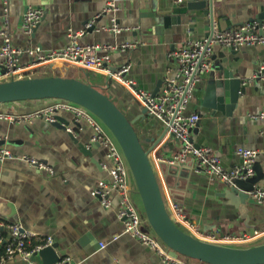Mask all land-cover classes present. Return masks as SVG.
I'll use <instances>...</instances> for the list:
<instances>
[{
	"label": "crops",
	"instance_id": "crops-1",
	"mask_svg": "<svg viewBox=\"0 0 264 264\" xmlns=\"http://www.w3.org/2000/svg\"><path fill=\"white\" fill-rule=\"evenodd\" d=\"M108 2L9 0L12 45L21 49L36 46L42 51L62 47L68 43V28L83 30L78 37L81 43L135 41L137 45L131 49L112 50L107 68L113 71L129 62L126 75L133 78L138 86L157 93L164 71L173 65L171 52L179 48L184 40L201 38L211 29L209 16L204 15L201 8L185 11L179 22L167 26L157 24L158 18L154 20L149 15L155 13L157 16L159 11L174 10L185 5L186 0L179 3L175 0H114L117 10L105 12ZM28 5L43 8V17L35 26L33 36L24 33L21 28L22 14ZM2 7L0 0V26ZM263 10L264 0H213L212 4L213 21L219 29L238 26ZM111 17H115L120 25L136 26V29L130 27L119 32L103 29ZM88 22L95 24L93 30L85 28ZM214 54L216 63L228 67L235 77L245 79L251 77L264 62V44L248 45L236 52L216 46ZM31 61L32 58L24 52L18 56L19 64L30 65ZM70 66L77 65L55 60L33 66L29 71L34 76H68L77 68L81 70L79 66L75 69ZM210 71L205 72L196 83L193 98L185 112L196 111L199 114V126L192 132L194 143L210 147L222 164L229 168L239 161L235 154L237 146L245 144L251 148H264V120H251L248 116L264 108V79L242 84L236 104L227 114L222 110H211L203 104ZM98 74L104 78L100 84L101 91L129 118L140 116L142 105L130 90L109 75ZM53 102L50 99L12 101L0 103V109L26 112ZM57 114L65 128L44 118L21 123L0 121V148L5 147L15 155L34 156L54 168V174L49 175L17 158L0 161V216L20 222L25 228L38 232L40 238L51 235L58 257L68 255L76 264H166L149 246L123 232L116 214V192H110L111 205L108 208L91 194L98 179L109 178L107 169L100 166L102 162L110 165L106 147L90 144L92 130L83 121L76 122L70 112L60 110ZM154 121L147 113L143 120L141 117L135 120L134 126L145 148H151L149 157L168 208L171 201L178 202L201 231L215 232L218 236L264 229L263 205L251 197L244 199L242 195L229 194V188L218 179L197 172L191 162L183 164L186 169L165 173V165L159 167L154 162V156H170L179 150L181 143L165 137L152 148V142L147 138L160 129L158 125H151ZM67 128L72 131H67ZM82 146L90 153L83 151ZM257 161L264 172V154L258 155ZM257 185L264 187V177ZM137 210L142 219L141 229L144 230L143 221L146 218L143 209L137 207ZM181 228L187 232L184 227ZM33 241L38 242L39 239ZM260 243H264V236L231 246L248 247ZM163 248L167 249L164 244ZM36 259L41 260L39 256ZM182 259L187 264H205L195 259Z\"/></svg>",
	"mask_w": 264,
	"mask_h": 264
},
{
	"label": "built area",
	"instance_id": "built-area-1",
	"mask_svg": "<svg viewBox=\"0 0 264 264\" xmlns=\"http://www.w3.org/2000/svg\"><path fill=\"white\" fill-rule=\"evenodd\" d=\"M183 0H175L179 3ZM2 21L0 26V80L27 77L33 66L60 60L67 64L77 65L85 70L104 73L125 88L130 90L136 100L146 107L147 113L154 120L162 121L167 133L173 134L180 143V148L170 156L155 155L154 162L160 167L166 164H189L197 172L216 178L227 188L235 186L238 179H246L254 175V164L260 154H264V148H251L248 145H240L235 148V154L239 161L226 168L219 156L212 152L208 146L198 145L192 140V132L199 120L196 111L186 113V107L192 100L196 83L207 72L212 62V55L216 46H222L230 50L239 49L252 44H264V20H246L238 26L219 29L212 25L211 31L201 38H188L182 45L171 52L173 65L166 68L163 73L159 92L152 93L137 85L135 80L127 76L130 63L125 62L110 71L107 68L112 50H127L136 47L137 42L125 41L120 44L81 43L78 37L83 30L67 29L68 43L62 47L42 51L34 46L29 48H16L12 45V35L9 30V0H2ZM117 10L114 0H109L104 11ZM114 16V15H113ZM43 17V8L28 5L22 14L21 28L26 34H31L35 26ZM91 22L85 24V28L91 26ZM131 26L120 25L115 17L103 26L105 30L119 32L128 30ZM136 29V26L131 27ZM99 51L102 53L99 54ZM26 53L32 58L30 65L18 63L20 53ZM256 79H264V62L251 77L242 79V84ZM44 107L35 108L26 112H11L0 109V121L10 123L32 122L34 118H44L49 122H55L58 111H68L76 122L83 121L91 130L90 144H102L106 147V156L110 165L101 163V168L107 169L109 178L98 179L92 188L91 194L100 204L108 208L111 205L110 192H116L118 196L117 217L122 223L123 232L137 238L142 244L149 246L166 264H187L180 256H172L163 248L154 237L145 229H141V217L137 207L129 201L127 186V168L124 165V156L105 131L102 124L83 106L66 100H53ZM251 120H264V108L248 115ZM60 118V117H59ZM68 131L72 129L67 128ZM121 150V149H120ZM17 158L25 164L38 170H44L49 175L54 174V168L42 159L31 155H15L5 147L0 148V161ZM126 162V160H125ZM249 196L264 206V187L257 184L250 190ZM169 212L179 227H184L192 236L212 243L222 245H242L253 241L256 237L264 236V229H255L251 233H227L216 235L215 232H203L190 220L186 211L176 202L169 203ZM114 236L113 238H116ZM32 238H38V243L30 246ZM54 243L51 235L40 238L38 232L25 228L18 221H10L0 216V264H14L21 261L22 264H36L37 252ZM102 246V245H101ZM37 263L43 264L41 260ZM53 264H76L68 255L59 256Z\"/></svg>",
	"mask_w": 264,
	"mask_h": 264
},
{
	"label": "water",
	"instance_id": "water-1",
	"mask_svg": "<svg viewBox=\"0 0 264 264\" xmlns=\"http://www.w3.org/2000/svg\"><path fill=\"white\" fill-rule=\"evenodd\" d=\"M213 0H186V4L174 10H164L150 13V17L158 18L157 24L163 26L179 22L181 14L189 9L201 8L204 15L209 16L210 25L214 24L212 12ZM264 20V10L249 18V20ZM95 24L89 26L93 30ZM33 29L30 36H33ZM211 31V29H210ZM209 31V32H210ZM207 32V33H209ZM263 32L264 30H259ZM231 52H236L231 50ZM212 55L211 69L207 78V85L203 104L211 110H222L230 113L236 104L242 88V79L235 77L226 66L215 62ZM217 72V74H216ZM109 77L107 76V79ZM108 81L106 82V84ZM155 93V92H153ZM55 98L71 101L82 105L97 116L113 134L122 154L129 166L135 180L137 192L140 195L144 216L154 233L169 249L172 256L183 255L199 260L205 264H264V243L248 247L228 246L198 239L179 227L166 206L154 167L149 157L151 148H145L134 126L135 120L146 117L147 109L142 106L140 116L129 118L123 110L109 98L100 87L89 82H84L76 77L69 76H31L0 80V103L18 100ZM58 117L54 125H61ZM152 126H159L154 136L147 138L152 142V148L159 141L167 137L175 139L173 134H168L162 121L156 120ZM163 126V127H162ZM199 126V120L196 127ZM166 138V139H167ZM168 141V142H169ZM165 143V142H164ZM97 144V143H96ZM83 151L89 150L84 146ZM164 166V165H163ZM186 169L183 164H166L165 173ZM264 177V172L258 161L254 164V175L246 179H238L235 186L228 187L234 194L242 195L245 199L254 185ZM43 264H53L58 259V254L53 243L37 252Z\"/></svg>",
	"mask_w": 264,
	"mask_h": 264
},
{
	"label": "rangeland",
	"instance_id": "rangeland-1",
	"mask_svg": "<svg viewBox=\"0 0 264 264\" xmlns=\"http://www.w3.org/2000/svg\"><path fill=\"white\" fill-rule=\"evenodd\" d=\"M70 67H71V69L72 68L75 69L77 66H70ZM80 69L81 70H79L77 68L76 69V72H74L73 74H72L73 71L72 72H69L68 76L69 77L75 76L77 78L80 77L78 79H80V80H82L84 82H89L91 84H94L97 87H100V84L103 82V79H104L100 74L94 73V72H91V71H88V70H84L82 68H80ZM85 109L88 110L87 108H85ZM89 112L102 124V126L105 129V131L111 136L112 140L115 142V144L119 148V151L121 152L119 145L117 144L115 138L113 137V134L108 129V127H106L105 124L97 116H95L91 111H89ZM121 154H122V152H121ZM124 165L127 168V186H128V198H129V201L134 205V207L136 206V207H138L141 210V206H142L141 198H140V195L137 192V187H136L135 180H134V178H133V176L131 174V171L129 169V166L125 162V160H124ZM227 192L229 194H231L232 191L230 189H228ZM143 225H144L146 231H148V233L152 237H154L160 244H164L159 239V237L154 233L153 229L149 226V223L147 222V220L143 221ZM255 242H257V241H255ZM255 242H252V243H255ZM179 256H181V255H179ZM181 257L182 258H185V259H188V257H186V256L184 257L183 255Z\"/></svg>",
	"mask_w": 264,
	"mask_h": 264
},
{
	"label": "trees",
	"instance_id": "trees-1",
	"mask_svg": "<svg viewBox=\"0 0 264 264\" xmlns=\"http://www.w3.org/2000/svg\"><path fill=\"white\" fill-rule=\"evenodd\" d=\"M47 99H50V100H56L55 98H47ZM59 100H61V99H59ZM18 101H23V100H18ZM142 207V206H141ZM143 209V208H142ZM33 240H35V239H32V243L30 244V246H33L34 244H36V243H38L37 241H33ZM185 257V256H184ZM188 259H191V260H193L192 258H188ZM200 262H202V261H200ZM204 263V262H203Z\"/></svg>",
	"mask_w": 264,
	"mask_h": 264
},
{
	"label": "bare ground",
	"instance_id": "bare-ground-1",
	"mask_svg": "<svg viewBox=\"0 0 264 264\" xmlns=\"http://www.w3.org/2000/svg\"><path fill=\"white\" fill-rule=\"evenodd\" d=\"M17 48V47H16ZM90 71V70H89ZM32 74V72H29V75L30 76H27V77H31V76H34V75H31ZM36 76V75H35ZM1 80H5V79H1ZM56 100H59V99H56ZM71 102V101H70ZM72 103H74V102H72ZM75 104H77V103H75ZM82 106V105H81ZM68 131V130H67Z\"/></svg>",
	"mask_w": 264,
	"mask_h": 264
}]
</instances>
